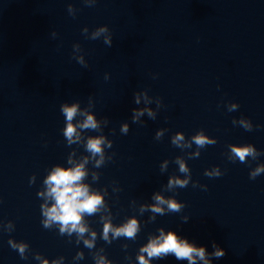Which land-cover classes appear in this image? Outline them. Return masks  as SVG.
Instances as JSON below:
<instances>
[{"label":"water","instance_id":"95a60500","mask_svg":"<svg viewBox=\"0 0 264 264\" xmlns=\"http://www.w3.org/2000/svg\"><path fill=\"white\" fill-rule=\"evenodd\" d=\"M103 25L112 34L111 46L103 36L89 38ZM74 44L80 51L73 52ZM141 91H147L152 100L147 107L156 118L145 113L143 123H133L132 109L145 107L143 99L134 102ZM76 101L82 108L91 101L97 119L109 120L103 134L113 141L105 150L114 153L112 160L99 169L90 163L85 183L107 188L114 224L136 216L141 231L135 241L100 239L99 214L86 217L98 233L92 251L77 245L75 234L61 236L57 228L42 226L43 200L37 192L48 170L69 166L73 149L76 160L87 155L82 145L68 146L62 132L60 106ZM230 103L239 108L229 112ZM241 117L251 121V131L232 123ZM124 123L127 134L120 131ZM159 129L167 131L157 140ZM200 130L217 143L200 149L198 158L187 155L195 144L181 150L171 143L176 132L190 139ZM230 144H252L264 153V0H96L93 6L84 0H0V264H40L37 252L49 264L61 256L63 264H95L92 252L100 248L112 264H138L139 248L160 228L205 247L210 264H264V173L249 178L264 155L247 164L232 162ZM177 156L185 158L191 181L186 188L163 191L170 176L184 179ZM165 160L168 168L161 172ZM213 167L223 175L205 176ZM92 171L100 173L98 181ZM156 192L185 207L149 222L151 212L141 215L138 209L153 203ZM8 221L15 226L12 232L4 230ZM10 238L28 243L27 259L9 246ZM214 242L225 250L222 258L211 257ZM78 251L84 259L76 261ZM150 264L188 262L168 256Z\"/></svg>","mask_w":264,"mask_h":264},{"label":"clouds","instance_id":"9594fccd","mask_svg":"<svg viewBox=\"0 0 264 264\" xmlns=\"http://www.w3.org/2000/svg\"><path fill=\"white\" fill-rule=\"evenodd\" d=\"M84 2L88 6H93L96 0H84ZM68 12L75 15L76 9L69 4ZM82 31L84 34H88L86 27ZM52 36L55 37L56 33L53 32ZM102 36L104 37V44L111 46L112 34L107 25L95 29L89 38L96 40ZM76 51H80L78 44L73 45V52ZM74 58L81 65L87 66L82 57L74 56ZM105 79H108L107 74L105 75ZM142 99L145 107L132 109L133 123H143L140 117L144 116L145 113L153 120L156 118V112L147 107L148 104L152 103L147 91L136 92L134 94L135 104L140 105ZM161 105L162 101L157 97V109ZM92 106L91 101H89L88 107L84 108L81 107L79 101L61 104L60 111L65 117V127L62 129V132L67 145H82L87 155H81L79 160H76L74 157L77 155V152L73 149L67 157V164L69 166L65 167L60 164L53 165L43 179L41 190L37 192V196L43 200V203L40 205L42 226L45 229L57 228L61 236L67 235L68 237H72L75 234L77 245L82 242L84 247L90 251L96 248L98 233L90 227L86 217L99 214V220L102 223V232L99 234V238L108 244L122 237L135 241L141 231V223L136 216L127 218L119 225L114 224L111 208L105 201V196L108 194L107 188L99 191L93 189L89 183H85L86 178L90 174L88 168L90 163L93 168L99 169L107 161L112 160L114 155V153L108 155L105 151L113 146V141L103 134V128L108 125L109 120L107 118L98 120L94 112L90 110ZM238 108L239 105L237 103L227 105L229 112L235 111ZM232 123L243 127L246 131L253 129L251 121L244 117H241L239 120L234 119ZM86 131H94L99 134L85 135ZM120 131L122 134H127L129 124H122ZM165 131L167 130L159 129L156 132L155 138L160 140L164 136ZM171 143L181 150L191 149L193 144H195L196 150L188 152L187 154L189 159H193L200 156V149L208 145H214L217 141L214 137H209L203 130H200L192 135L190 139H186L183 132H176L171 137ZM228 148V159L232 162L238 160L240 163L247 164L249 158L255 161L258 157L264 155V153L259 152L252 144H230ZM174 162L178 165L179 172L184 174V179H180L178 175L170 176L163 191L174 192L177 188H186L191 181V171L185 158L177 156ZM168 164L169 161L165 160L160 165L161 172L167 170ZM262 173H264V163L257 164L255 168L251 169L249 178L254 180ZM204 175L209 178H214L220 177L223 173L219 167H213L206 169ZM91 177L93 181H98L100 173L92 171ZM35 180L36 177L33 175L30 177L29 183H35ZM197 186V183H193V187ZM199 186L205 190L207 188L206 185ZM114 191L117 190L114 189ZM152 200L154 201L153 203L141 204L138 209L141 215L146 211L151 212L152 215L149 217V222H154L157 215L163 216L166 213H179L185 207L174 196L166 197L161 192L154 193ZM188 220V216L181 218L183 223H187ZM3 227L5 231L12 232L15 226L12 221H8ZM158 232V235H149L147 242L139 248L136 255L138 264H150V261L154 259H164L168 256H174L178 261H187L188 264H197L198 260L202 261L203 264H210V256L206 252L205 247H197L194 243H190L186 238H181L172 230L165 232L163 228H160ZM8 244L13 250L18 252L21 259L28 258L30 248L27 242L16 241L10 238ZM122 247L127 249L128 245L125 244ZM212 247L214 251L210 254L211 257L219 259L226 254L225 250L217 246L215 242ZM92 256L95 264H112V261L104 253L103 248L92 252ZM34 258L40 264H49V259H46L38 252L34 253ZM73 259L76 261L84 259V252L78 251ZM63 262V256L59 257V259L51 260V264H63Z\"/></svg>","mask_w":264,"mask_h":264}]
</instances>
